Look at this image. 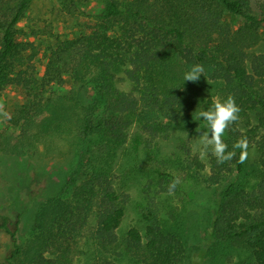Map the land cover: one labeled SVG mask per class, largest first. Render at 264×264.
<instances>
[{"label":"trees","instance_id":"16d2710c","mask_svg":"<svg viewBox=\"0 0 264 264\" xmlns=\"http://www.w3.org/2000/svg\"><path fill=\"white\" fill-rule=\"evenodd\" d=\"M65 1L76 11L89 0ZM103 1L101 10L86 13L95 19L89 32L56 39L39 76L33 43L16 37L29 0H0V94L14 87L25 96L10 123L23 137L36 129L47 153L70 160L63 188L37 211L26 248L18 240L19 221L0 215L10 238L0 264H79L91 247V264H191L195 256L192 264H264V54L250 52L263 39L264 0ZM196 64L204 74L185 81ZM119 70L131 90L115 85ZM214 83L213 94L199 90ZM229 95L239 120L223 140L233 151L246 137L259 153L257 167L240 162V149L223 164L211 155L206 165L186 148L176 173L159 164L152 174L165 194L175 178L174 193L184 182L211 189L215 208L205 248L192 252L188 230L163 217L154 198L142 211L144 227L121 234L129 195L115 186L109 166L132 124L152 138L173 129L197 131L205 127L198 111ZM6 150L2 135L0 155Z\"/></svg>","mask_w":264,"mask_h":264},{"label":"rangeland","instance_id":"374dc122","mask_svg":"<svg viewBox=\"0 0 264 264\" xmlns=\"http://www.w3.org/2000/svg\"><path fill=\"white\" fill-rule=\"evenodd\" d=\"M103 3V0H89L82 3L76 11H71L65 7V0H29L28 9L16 26V37L18 41L33 43L37 55L32 65L36 67L39 76L45 72L51 47L56 39L89 32L95 19L86 13L98 12ZM250 52L264 54V33L263 39ZM114 78L119 89H132L124 70L117 71ZM68 83L70 84L69 79ZM51 90L59 92V87L53 86ZM199 90L205 95L213 94L217 91V85L214 83L205 88L199 86ZM24 102V94L14 87H8L0 94V104L8 113L7 117L0 114V139L2 135L5 136L7 146V150L0 155V215H9L13 223L19 221L18 240L26 248L31 239L35 215L47 198L63 188L70 171V160L55 152L47 153L45 144L35 138L36 129H31L30 135L23 137L22 129L10 123L15 111ZM199 130L173 129L152 138L138 123L132 124L128 130L127 142L115 149L109 166L115 186L129 195L119 229L121 234L135 225L144 227L142 211L149 200L154 198L161 204L163 217L188 230L192 252L200 247L205 248L215 208L211 189L204 182H184V190L165 194L159 190L152 176L155 174L153 168H158L159 164L166 171L173 169L176 173V168L185 159L186 148L199 158L198 151H193L195 139L207 129L204 127ZM30 143L34 146L31 147ZM15 145H20V149L17 150ZM33 147L38 150L35 154ZM247 151L248 169L252 170L258 165L259 153L254 146H249ZM210 156L209 153L203 160L206 165ZM9 251V235L0 229V259H4ZM93 256L94 249L91 247L79 264H91ZM194 261H198L197 256L192 259L191 264ZM129 263L127 259L120 261V264Z\"/></svg>","mask_w":264,"mask_h":264},{"label":"clouds","instance_id":"9594fccd","mask_svg":"<svg viewBox=\"0 0 264 264\" xmlns=\"http://www.w3.org/2000/svg\"><path fill=\"white\" fill-rule=\"evenodd\" d=\"M205 69L202 65L196 64L191 66L184 73L185 81L196 82L200 79L201 74H204ZM198 110V109H197ZM240 108L236 104L235 98L231 95L224 99L212 98V103L207 110H199L198 118L205 122V129L198 139H195L193 151H198L199 159L203 161L210 153L216 158L218 164H223L232 160L235 155V149H240V162L243 163L248 157V140L242 137L233 144V151H228V146L223 140L225 132L229 129L230 125L235 124L239 120ZM194 113H197L194 112ZM193 113V114H194ZM0 114L5 117L8 113L4 111V106L0 104ZM199 132V128L197 129ZM180 183L179 178H175L168 186V193L173 194L176 186Z\"/></svg>","mask_w":264,"mask_h":264}]
</instances>
